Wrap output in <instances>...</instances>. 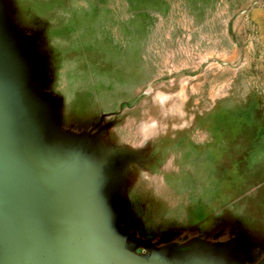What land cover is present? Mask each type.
<instances>
[{
    "label": "rangeland",
    "instance_id": "obj_1",
    "mask_svg": "<svg viewBox=\"0 0 264 264\" xmlns=\"http://www.w3.org/2000/svg\"><path fill=\"white\" fill-rule=\"evenodd\" d=\"M0 119L93 264H264V0H0Z\"/></svg>",
    "mask_w": 264,
    "mask_h": 264
},
{
    "label": "water",
    "instance_id": "obj_2",
    "mask_svg": "<svg viewBox=\"0 0 264 264\" xmlns=\"http://www.w3.org/2000/svg\"><path fill=\"white\" fill-rule=\"evenodd\" d=\"M26 139L17 127L0 119V202L6 206L18 230L19 239L41 264H93L86 245L61 221L53 204L43 194ZM57 235L64 242L69 260L49 243ZM130 244V243H129Z\"/></svg>",
    "mask_w": 264,
    "mask_h": 264
}]
</instances>
